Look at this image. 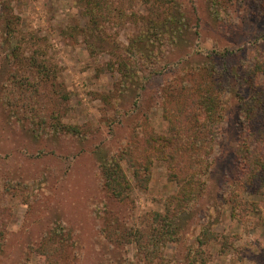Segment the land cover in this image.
<instances>
[{"label": "rangeland", "instance_id": "rangeland-1", "mask_svg": "<svg viewBox=\"0 0 264 264\" xmlns=\"http://www.w3.org/2000/svg\"><path fill=\"white\" fill-rule=\"evenodd\" d=\"M258 69L264 0H0V264H45L37 250L52 239L64 244L61 264H264V186L237 172L238 116L264 95ZM211 89L224 119L204 196L181 215L178 240L145 258L135 232L166 214L186 171L151 151L150 137L161 146L171 123L199 126ZM110 156L129 182L125 201L103 186ZM139 165L150 169L146 187Z\"/></svg>", "mask_w": 264, "mask_h": 264}, {"label": "trees", "instance_id": "trees-1", "mask_svg": "<svg viewBox=\"0 0 264 264\" xmlns=\"http://www.w3.org/2000/svg\"><path fill=\"white\" fill-rule=\"evenodd\" d=\"M153 1L159 2L161 0ZM92 2H95V0H90V8ZM172 7L174 6H171V8ZM90 16L91 18H94L92 22L95 24V17L92 13H90ZM102 19L103 17L100 15L97 18V21ZM157 29L158 25L154 24L148 31V33L153 36L151 43L155 40L154 32ZM257 71L264 74L263 69H258ZM206 92L208 93V96L201 102L204 113L203 120L199 126L190 129L187 123L189 121L187 120H180L176 125L171 123V138L166 139L161 146H153V143H161L162 137L156 136L155 134L150 137L149 144H151V151L164 154L163 157L168 161L169 165L175 164V166H186V171L182 173L184 174L182 179L177 177L179 178V193L169 200L170 203L168 204L166 214L164 216L160 214L154 215L152 223L150 224L149 233L148 231H142L141 229L135 232L134 238L136 245L144 254L145 258H152V255L156 251H161L168 242H176L178 240L183 231V227L181 226V215L184 212L189 211V209L196 208L199 204V197L204 196L203 189L204 191L206 190V184L208 182L206 179H208L214 164V161L211 159V150L214 151V146L217 144L218 135L220 133L219 130L224 119V107L221 104L220 98L213 94L212 89L210 91L207 90ZM243 105L240 116H238V123L240 124L241 131H243L244 135L240 137L242 140L240 139L238 142L239 154H237V161L240 166L239 169H237V172L242 174L241 179L244 182L243 184H246L247 182L253 184V181L256 182L259 180V186H264V95H254L251 99L245 101ZM67 130L75 132L74 129L68 128ZM169 144L171 148L170 152L165 149L169 147ZM184 145L186 146V152L178 149ZM178 157L180 158V162ZM196 162L200 164L198 171L204 173L206 176L205 182L203 183H199V181H195L194 179V176L198 171L195 170L193 173L190 172L193 163ZM142 164L146 166L148 162L143 161ZM149 170V168H143L139 165L135 172L136 181L142 187H146L149 181ZM142 171L145 173L142 174ZM100 174L103 186L111 197L120 202L125 201L128 198L127 196L130 185L120 165L119 158L116 156L106 157V160L100 164ZM201 184H203V188ZM228 186H230L231 191L234 192L237 183L231 182ZM229 202L232 204L231 217H235L236 212H239L237 209L241 208V203L238 204V199L234 198L233 193L232 196L229 197ZM246 205L247 203H243V209ZM5 223V217L0 211V249L4 236ZM106 235H108L107 232ZM212 236H214V233L210 232L208 229H203L199 239L200 241L209 242ZM52 237L57 239L60 237V232L54 230ZM120 238V236L117 237L116 241L121 242ZM124 238H126V236ZM59 239L60 242H64L62 240H67L63 239V237H60ZM53 241L54 240L52 239L51 243L40 245L37 250L39 254L45 258V264H61L57 258V251L60 246L64 247V244L53 246Z\"/></svg>", "mask_w": 264, "mask_h": 264}]
</instances>
